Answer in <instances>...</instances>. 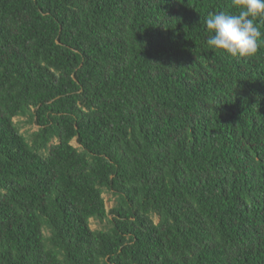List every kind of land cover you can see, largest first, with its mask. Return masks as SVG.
<instances>
[{"label": "trees", "instance_id": "trees-1", "mask_svg": "<svg viewBox=\"0 0 264 264\" xmlns=\"http://www.w3.org/2000/svg\"><path fill=\"white\" fill-rule=\"evenodd\" d=\"M221 11L0 0V264H264V17L232 57Z\"/></svg>", "mask_w": 264, "mask_h": 264}, {"label": "clouds", "instance_id": "clouds-1", "mask_svg": "<svg viewBox=\"0 0 264 264\" xmlns=\"http://www.w3.org/2000/svg\"><path fill=\"white\" fill-rule=\"evenodd\" d=\"M238 13L209 14L206 27L207 45L232 57H251L258 50L262 36L255 20L264 17V0H232Z\"/></svg>", "mask_w": 264, "mask_h": 264}, {"label": "rangeland", "instance_id": "rangeland-1", "mask_svg": "<svg viewBox=\"0 0 264 264\" xmlns=\"http://www.w3.org/2000/svg\"><path fill=\"white\" fill-rule=\"evenodd\" d=\"M14 120L17 122V124H19V126L21 127V132H23L24 134L30 133L37 128V125L29 121L28 117H15ZM73 143L76 145L74 141ZM103 196L106 201V207L107 209H109L113 205L115 196L110 192H105ZM105 225H107V222L105 220L99 222L98 220L90 219V227L92 229L103 228Z\"/></svg>", "mask_w": 264, "mask_h": 264}]
</instances>
